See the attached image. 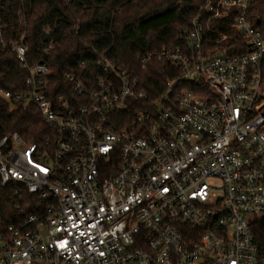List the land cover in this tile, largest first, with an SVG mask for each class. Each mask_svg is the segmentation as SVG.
<instances>
[{
  "label": "built area",
  "instance_id": "1",
  "mask_svg": "<svg viewBox=\"0 0 264 264\" xmlns=\"http://www.w3.org/2000/svg\"><path fill=\"white\" fill-rule=\"evenodd\" d=\"M255 2L206 0L181 44L138 53L143 70L169 66L155 97L97 50L91 84L67 72L54 93L50 66L28 62L24 35L6 43L0 16L2 49L24 78L22 92L0 98L35 105L51 130L41 144L0 138V205L12 208L0 264H264L251 228L264 217Z\"/></svg>",
  "mask_w": 264,
  "mask_h": 264
},
{
  "label": "trees",
  "instance_id": "2",
  "mask_svg": "<svg viewBox=\"0 0 264 264\" xmlns=\"http://www.w3.org/2000/svg\"><path fill=\"white\" fill-rule=\"evenodd\" d=\"M206 0H3L0 11L6 29V43L18 41L22 35L28 44L30 64L45 62L50 66L54 93L61 92L67 72L75 73L86 84L98 75L95 50L105 53L117 66L135 71L150 97L164 90L171 76L166 64L151 62L143 70L137 59L145 53L164 46L181 44V29L189 26ZM24 9L25 17L19 15ZM250 18L264 35V0H256ZM45 28L50 30L48 35ZM222 31L231 34L229 27ZM53 48L46 52L49 40ZM0 89L12 92L24 90L20 61L0 42ZM17 132L27 143H43L51 130L33 104L10 103L0 98V138ZM27 198V197H25ZM28 199L36 202V198ZM10 202L0 205V224L9 222ZM254 242L264 259V217L251 223Z\"/></svg>",
  "mask_w": 264,
  "mask_h": 264
}]
</instances>
